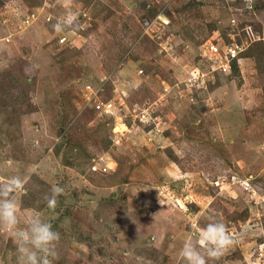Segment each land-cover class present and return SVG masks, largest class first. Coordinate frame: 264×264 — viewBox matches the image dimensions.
<instances>
[{
    "label": "rangeland",
    "instance_id": "rangeland-1",
    "mask_svg": "<svg viewBox=\"0 0 264 264\" xmlns=\"http://www.w3.org/2000/svg\"><path fill=\"white\" fill-rule=\"evenodd\" d=\"M29 174L18 227L52 223V264H183L210 216L234 243L209 264H264V0H0V184Z\"/></svg>",
    "mask_w": 264,
    "mask_h": 264
},
{
    "label": "clouds",
    "instance_id": "clouds-1",
    "mask_svg": "<svg viewBox=\"0 0 264 264\" xmlns=\"http://www.w3.org/2000/svg\"><path fill=\"white\" fill-rule=\"evenodd\" d=\"M75 20L76 14L68 15L58 20L53 28L56 32H62ZM29 178L30 174L23 178L12 176L0 184V226L13 233L19 252L18 264H52L51 258L56 257L55 248L60 240V233L53 229L52 223L39 215H33L27 220L26 227H18L16 194L26 191L25 185ZM62 192V188L53 187L51 196L46 197L49 208L55 207L57 197ZM209 221L185 239L179 252L183 264H209L234 243L223 222L211 216Z\"/></svg>",
    "mask_w": 264,
    "mask_h": 264
},
{
    "label": "built area",
    "instance_id": "built-area-1",
    "mask_svg": "<svg viewBox=\"0 0 264 264\" xmlns=\"http://www.w3.org/2000/svg\"><path fill=\"white\" fill-rule=\"evenodd\" d=\"M241 50L242 47L237 42L231 44L223 43L220 45L218 42L210 39L203 44L201 56H203V58L207 61H210L213 71L231 70L233 68V62L238 59ZM197 71L201 72L200 68H198ZM200 76L201 81L204 82L203 79L205 77V73L201 72ZM142 114V120H149V114L147 111Z\"/></svg>",
    "mask_w": 264,
    "mask_h": 264
},
{
    "label": "trees",
    "instance_id": "trees-1",
    "mask_svg": "<svg viewBox=\"0 0 264 264\" xmlns=\"http://www.w3.org/2000/svg\"><path fill=\"white\" fill-rule=\"evenodd\" d=\"M237 64H238V61L237 60H234V62H233V68H232L233 70L234 69H236V70L238 69L237 68Z\"/></svg>",
    "mask_w": 264,
    "mask_h": 264
}]
</instances>
